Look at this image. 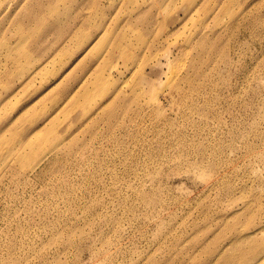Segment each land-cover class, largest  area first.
I'll return each mask as SVG.
<instances>
[{"label": "rangeland", "instance_id": "rangeland-1", "mask_svg": "<svg viewBox=\"0 0 264 264\" xmlns=\"http://www.w3.org/2000/svg\"><path fill=\"white\" fill-rule=\"evenodd\" d=\"M0 264H264V0H0Z\"/></svg>", "mask_w": 264, "mask_h": 264}, {"label": "crops", "instance_id": "crops-1", "mask_svg": "<svg viewBox=\"0 0 264 264\" xmlns=\"http://www.w3.org/2000/svg\"><path fill=\"white\" fill-rule=\"evenodd\" d=\"M56 19H60L59 17H55ZM38 20H41V22L42 23H45V22H43V20L42 19H38ZM41 23V26H38V30L39 29H41L42 27H43V24ZM11 33V32H10ZM77 33V32H76ZM78 34V33H77ZM19 35L21 36V37H23L24 35H25V37H26V35H28V32L27 31H25V33L22 31V28L20 27V29H19ZM72 39H75V38H72ZM15 47V44L14 45H12L11 43H10V52L12 51V48H14ZM22 49L24 50L25 49V45H24V41L22 40ZM29 60H32V57H29ZM18 62H20L19 60H18ZM7 74H6V77L7 78H9V77H12V74H11V70L10 71H7L6 72Z\"/></svg>", "mask_w": 264, "mask_h": 264}, {"label": "bare ground", "instance_id": "bare-ground-1", "mask_svg": "<svg viewBox=\"0 0 264 264\" xmlns=\"http://www.w3.org/2000/svg\"><path fill=\"white\" fill-rule=\"evenodd\" d=\"M20 61V63H22V61L21 60H19Z\"/></svg>", "mask_w": 264, "mask_h": 264}]
</instances>
